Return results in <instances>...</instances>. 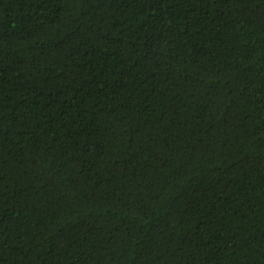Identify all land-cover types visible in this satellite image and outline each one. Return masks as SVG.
I'll use <instances>...</instances> for the list:
<instances>
[{"label": "trees", "instance_id": "obj_1", "mask_svg": "<svg viewBox=\"0 0 264 264\" xmlns=\"http://www.w3.org/2000/svg\"><path fill=\"white\" fill-rule=\"evenodd\" d=\"M0 264H264V0H0Z\"/></svg>", "mask_w": 264, "mask_h": 264}]
</instances>
